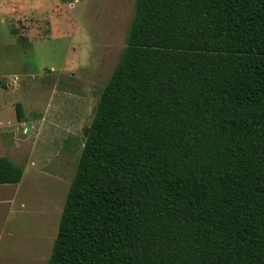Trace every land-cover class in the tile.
I'll list each match as a JSON object with an SVG mask.
<instances>
[{"label": "trees", "instance_id": "16d2710c", "mask_svg": "<svg viewBox=\"0 0 264 264\" xmlns=\"http://www.w3.org/2000/svg\"><path fill=\"white\" fill-rule=\"evenodd\" d=\"M45 264H264V0H136Z\"/></svg>", "mask_w": 264, "mask_h": 264}, {"label": "rangeland", "instance_id": "374dc122", "mask_svg": "<svg viewBox=\"0 0 264 264\" xmlns=\"http://www.w3.org/2000/svg\"><path fill=\"white\" fill-rule=\"evenodd\" d=\"M135 2L0 0V157L24 171L0 185V264L47 262Z\"/></svg>", "mask_w": 264, "mask_h": 264}, {"label": "crops", "instance_id": "0c3cea01", "mask_svg": "<svg viewBox=\"0 0 264 264\" xmlns=\"http://www.w3.org/2000/svg\"><path fill=\"white\" fill-rule=\"evenodd\" d=\"M0 185H6L7 186V185H12V184L8 183V184H0Z\"/></svg>", "mask_w": 264, "mask_h": 264}]
</instances>
